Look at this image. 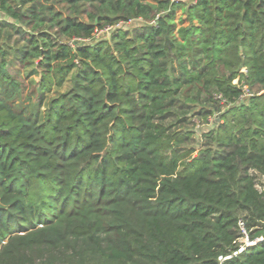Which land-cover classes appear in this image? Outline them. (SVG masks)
I'll list each match as a JSON object with an SVG mask.
<instances>
[{
  "label": "trees",
  "instance_id": "1",
  "mask_svg": "<svg viewBox=\"0 0 264 264\" xmlns=\"http://www.w3.org/2000/svg\"><path fill=\"white\" fill-rule=\"evenodd\" d=\"M0 13V264H264V0Z\"/></svg>",
  "mask_w": 264,
  "mask_h": 264
},
{
  "label": "built area",
  "instance_id": "2",
  "mask_svg": "<svg viewBox=\"0 0 264 264\" xmlns=\"http://www.w3.org/2000/svg\"><path fill=\"white\" fill-rule=\"evenodd\" d=\"M117 26H121V25L119 24V25H117ZM113 29H114V27H106L104 30H101L100 32L97 33V37H98L99 35H103V34H105V33H109V32H110L111 30H113ZM246 93H247V91H246ZM217 98L220 99L221 97L218 96ZM242 99H243V97H242ZM211 121H212V120H211ZM244 235H245V236H244V238L241 240V246H240V248H239V250H238V253H241L242 251H244V250H246V249H248V248H250V247H254V246L258 245L260 242H262V241L264 240L262 237L257 238L256 240H250V239L248 238L246 232H244Z\"/></svg>",
  "mask_w": 264,
  "mask_h": 264
},
{
  "label": "rangeland",
  "instance_id": "3",
  "mask_svg": "<svg viewBox=\"0 0 264 264\" xmlns=\"http://www.w3.org/2000/svg\"><path fill=\"white\" fill-rule=\"evenodd\" d=\"M179 15H180V12H179V14H178V17H179ZM139 22L138 21H136V22H133L132 24H138ZM120 27H126L125 25H122V26H120ZM99 36H102V35H99ZM98 36V37H99ZM70 87V83L68 82V83H66L61 89H59V90H55V92H52L50 95H49V98L50 97H52V96H54V95H56L57 93H59V92H63V91H65V90H67L68 88ZM218 122H216V120H212L211 122H210V124H209V127H215L216 126V124H217ZM199 132H200V129H197ZM262 181V180H261ZM260 181V183H262ZM0 247H1V245H0Z\"/></svg>",
  "mask_w": 264,
  "mask_h": 264
},
{
  "label": "crops",
  "instance_id": "4",
  "mask_svg": "<svg viewBox=\"0 0 264 264\" xmlns=\"http://www.w3.org/2000/svg\"><path fill=\"white\" fill-rule=\"evenodd\" d=\"M2 15H1V13H0V17H1Z\"/></svg>",
  "mask_w": 264,
  "mask_h": 264
}]
</instances>
